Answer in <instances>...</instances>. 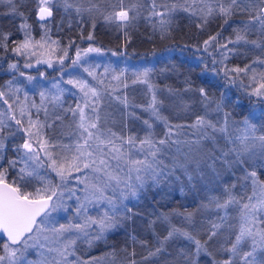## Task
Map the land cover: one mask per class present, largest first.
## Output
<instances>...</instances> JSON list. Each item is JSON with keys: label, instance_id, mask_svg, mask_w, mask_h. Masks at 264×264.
Segmentation results:
<instances>
[{"label": "snow or ice", "instance_id": "1", "mask_svg": "<svg viewBox=\"0 0 264 264\" xmlns=\"http://www.w3.org/2000/svg\"><path fill=\"white\" fill-rule=\"evenodd\" d=\"M9 2L11 3V0ZM195 3L196 0H192L191 4L188 0H173L170 4H158L157 0H136V3L125 6L124 0H117V3L112 5V11L101 14L106 22L126 29L143 10L147 13L146 19L159 18V30L164 34L171 26V14L182 10L196 15ZM61 6L65 12L74 9L80 16L87 12L93 19L92 27H95L94 10L98 11L95 4L83 8L70 0H39L38 19L42 22L40 27L44 29L40 40H34L30 25L21 24L20 27L24 30L23 41L9 49L8 36L3 35L0 37V47L6 52L11 51L16 56L23 57L24 68L33 67V58L36 64L44 63L53 67L52 56L57 52L62 53L57 56V61L63 65L68 57V47L73 42L70 41L67 47L59 48V41L52 40L49 35L53 9ZM200 12L202 23L197 26L201 28L208 23V17L213 15L223 17L227 23L228 19L238 12L247 14V22L243 28L237 30L235 40H230L229 43L243 42L264 50L261 43L247 39L246 35L251 31L264 34V0H216L215 7L206 4ZM156 26L154 23L153 27ZM127 35L125 32V36ZM87 39H93L91 33ZM216 40V36L205 40L204 50L207 51L211 42ZM219 47L227 52L233 51L227 44ZM90 52L99 53L101 49L89 47L82 52L77 48L72 64H80L82 58ZM221 55L227 59L226 53ZM256 62L264 65V60L254 61ZM8 69L25 76V73L20 71L19 61L9 63ZM249 70L252 72V84L248 85L251 88L248 94L264 97V73H260V81L257 83L255 69L250 65L225 69V76L236 73L237 75L232 77L235 82L239 74L247 75ZM61 71L63 72V68ZM84 71L99 83H103L91 67H85ZM150 71L145 69L142 73L135 74L133 83L147 84ZM43 75L41 73V76ZM26 78L29 82L35 80L33 76ZM113 79L118 80L120 77L114 76ZM65 83L82 93L81 102L74 108L70 106L66 109V112L71 113L75 125L70 134L76 138L72 144L53 140L44 132L46 128L53 126L47 122V104L56 106L62 103L65 89L60 87L59 82L52 85L55 93L39 92V105L33 101L30 105L22 103L15 109L6 97L14 96L15 103L19 99L16 93L22 91L21 87L14 85V81L10 80L7 82V92L0 91V100L8 104L11 112L8 119L14 121L16 130L22 131L26 137L22 143L12 146L16 157L8 160V168L0 166V234L6 237V241L0 244V250L3 252L0 254V264H95V261L81 260L79 257L76 261L68 259L69 256L75 255L74 247L78 239L86 238L89 245L103 240L106 233L137 214L133 212L135 205L130 206V202L138 201L146 188L168 182L176 172L184 175L189 182L197 177L203 178L205 166L211 168L218 176L222 170L244 169L243 180L250 181L251 195L234 193L235 183L225 185L221 196H212L207 204H201L202 208L213 207L224 212V215L218 217L219 223L209 221V227L202 229L206 239L201 240L191 232L173 226L160 242V246L148 255L155 256L162 251L165 241L181 236L194 245L193 256L199 257L203 253L210 258V264H264V182L259 180L255 170L256 167L264 168V124L258 128L253 122L264 121V111L259 115L250 113L240 121L234 120L232 113L224 110L226 105L223 99L215 102V108H211L214 101L204 88H200L202 103L208 110L203 115H197L189 124H173L161 114L158 105L162 104V101H158L153 91L151 102L144 110L149 111L151 117L161 122L165 130L161 136H157L153 131L154 124L146 119L143 123L147 132L143 137H139L136 134L117 133L101 123L99 103L102 97L97 88L80 79L70 78ZM152 87L149 84L150 90ZM24 99H29L27 93ZM121 102L128 105L127 98ZM32 108L36 109L35 118L30 110ZM209 111L222 114V120L214 121L209 118ZM41 112L45 115L43 121L40 119ZM3 115L6 114L0 113V116ZM61 119L62 117L56 116V120ZM8 127L9 125L0 119V159L4 158L3 153L8 149L6 138L16 135V132H7ZM187 129L191 130V136L195 139L188 138ZM221 140L224 141L222 145ZM205 142L212 145L207 151ZM17 165L22 166L17 168ZM9 169L16 170L11 181L8 179ZM73 173L85 175L83 178L79 175L74 177ZM51 174H54V177ZM88 174H95V180L90 181ZM72 179L83 185V188L69 187ZM192 187L195 185L192 184ZM241 187H246V184ZM180 191L183 194L184 188L181 187ZM68 200L75 201L72 219L77 222L58 223L53 214L68 212ZM93 208L98 210L97 215L91 214L90 210ZM184 215L191 222L193 214ZM163 219L168 220V216L164 215ZM229 219L234 222L227 224V246L222 244L216 249V252H222L226 256L224 259H217L211 250V242L222 234L221 229ZM132 239L135 241L136 238ZM29 250H35L39 259L28 260ZM187 258L186 254L185 259ZM128 264L136 262L129 260ZM192 264H195V260Z\"/></svg>", "mask_w": 264, "mask_h": 264}, {"label": "trees", "instance_id": "2", "mask_svg": "<svg viewBox=\"0 0 264 264\" xmlns=\"http://www.w3.org/2000/svg\"><path fill=\"white\" fill-rule=\"evenodd\" d=\"M70 2L83 8L95 4L98 11L94 10L93 28V19L87 12L80 16L74 9L68 12H61L64 10L62 6L53 9L54 16L50 19L49 35L52 40L59 41V48L67 47L70 41L73 42L68 47V59L76 53L77 48L83 51L89 47H96L107 56H117L119 65H126L125 84L116 86L112 91L102 90L99 107L107 105L115 107V114L118 117L115 124L104 125L105 127L117 133L143 137L147 132L143 121L147 119L154 124V133L161 136L165 130L163 124L151 117L149 111L144 110L151 102L153 91L158 101H162V104L158 105L161 114L173 124H189L197 115H203L208 110L202 103L200 88H204L214 101L211 108H215V102L223 99L226 105L224 110L231 112L234 120L240 121L250 113L255 112L259 115L264 111V99L248 94L251 91L248 85L252 84L249 79L251 71L247 75L239 74L235 82L232 77H235L236 73L225 76V69L243 68L251 61L264 60L262 48L243 42L229 43L230 40H235L237 30L243 28L247 22V14L238 12L229 18L227 23L223 17L213 15L208 17V23L201 28L197 26L202 23L200 9L205 8L206 4L215 7L216 0H196L194 7L197 14L192 15L191 12L182 10L171 14L172 23L169 31L162 34L158 25L159 18L146 19L147 13L143 10L126 29L117 28L115 24L106 22L101 13L107 14L112 11V5L117 3V0H70ZM172 2L173 0H157L158 4ZM35 3L36 0H11V3L9 0L0 1V37L8 36L9 49L20 41L21 24L30 25V31L36 33L35 25L39 21L34 17ZM124 3L125 6H129L136 3V0H124ZM188 3L191 4L192 0H188ZM154 23L157 25L155 28ZM125 32L128 33L127 36ZM90 33L92 40L87 39ZM246 35L247 39L256 40L264 46V34L251 31ZM212 36H216L217 40L211 42L208 51L205 52L204 41ZM223 44L233 49L234 54L227 56V59L223 56V59L219 58L218 61L217 55L212 54V51ZM218 48L222 52L226 51ZM59 54L61 53L57 52L55 56ZM7 59H9L7 52L0 47V67L8 62ZM145 69L151 70L147 78L148 83H133L136 79L135 74L142 73ZM149 84L153 86L151 90ZM124 98H127V106L121 102ZM56 116L62 119L56 120ZM209 118L214 121L222 120V114L209 111ZM47 122L53 125L44 130L47 136L62 143H74L75 136L70 135L74 129L73 123L67 112L55 107L49 113ZM253 122L258 128L264 124V121ZM6 131L16 132V135L6 139L8 149L0 161L3 168L6 164L8 166L6 160L13 158V154L9 152L10 148L20 144L25 138L24 133L17 131L16 127L9 126ZM186 132L189 133L188 138L195 139L191 136L190 129ZM223 143L221 140L220 144ZM205 145L206 151L212 147L209 142H205ZM217 168L219 169V165ZM206 170H209L208 174L204 172L203 178L197 177L192 182L180 172H176L168 182L146 188L138 201L130 202V206L135 205L133 212L137 213L132 219L124 221L109 231L103 240L95 241L91 245L78 239L74 247L75 257L95 261V264H128L129 260H134L136 264H192L193 260L195 264H210V258L203 253L199 257L193 256L194 245L181 236L165 241L162 251L155 256L148 255L150 251H155L160 246V242L173 226L189 231L201 240L206 239L202 229L209 227V221L219 223L218 217L224 215V212L213 207L202 208L201 204H207L212 196H221L225 185L235 183L234 193L251 195V183L243 180L244 169L222 170L219 176L205 166L204 171ZM255 170L259 180L264 182V168L256 167ZM8 179L12 180L9 176ZM192 184L195 187H192ZM242 184H246V187L242 188ZM181 187L184 188L183 194L180 191ZM187 213L193 214L191 222L185 218L184 214ZM164 215L168 216V220L163 219ZM233 222L231 219L226 221L221 229L222 234L211 242V250L217 259H224L226 256L222 252H216V249L222 244L227 246L225 244L229 233L227 224ZM132 237L136 238L135 241Z\"/></svg>", "mask_w": 264, "mask_h": 264}, {"label": "rangeland", "instance_id": "3", "mask_svg": "<svg viewBox=\"0 0 264 264\" xmlns=\"http://www.w3.org/2000/svg\"><path fill=\"white\" fill-rule=\"evenodd\" d=\"M2 1V0H0ZM3 1H8V0H3ZM35 7V14L38 10L39 7V0H36V3L34 5ZM61 12H64L61 11ZM59 12V13H61ZM42 22L39 21L38 24L35 25V28L37 29L36 33L33 34L34 32H31L32 37L37 40H40L41 36L44 34V29L40 27V24ZM21 28V27H20ZM24 39V30H21V37L20 41H23ZM14 47V46H13ZM219 47V46H218ZM216 47L214 51H212V54H216V60L220 61L219 58L222 60L223 56L221 53H226L227 56H231L234 54V51L227 52V51H220L219 48ZM12 46L10 47V49ZM230 49V48H229ZM208 51V50H207ZM205 51V52H207ZM83 52V51H82ZM8 58L7 63L0 67V91H5L7 92V82L10 80L14 81V85H18L21 87L22 91L19 93H16V96L19 97L18 100H16L15 103L13 101L15 100L14 96H7L6 98L9 100V103L13 104V108H17L18 105L22 103H27L31 104L33 101L39 105L40 104V96L39 92L40 91H46V92H52L55 93V89L52 87L53 84L59 82L60 87L65 89V92L62 97V103L60 105L53 106L52 104H47L48 107V115L49 113L53 110V108H59L62 109L64 112H66V109L68 107H75L77 103L81 102L80 98L82 96V93H80L79 89L74 88L72 85L65 83L68 79L73 78V79H80V80H86L91 86L97 88L99 91L102 90H110L112 91L116 86L124 85L126 82V65H119L118 58L117 56H107L103 52H90L87 54L86 57L82 58V61L80 64L73 65L72 60L75 59V54L73 53V56H69L64 60L63 65L58 63L57 61V56L53 55L52 56V61H53V67H48L47 64L41 63V64H36L35 63V58L32 60L33 67L31 68H24L23 63H24V58L23 57H18L11 51H7ZM62 54V53H61ZM60 55V54H59ZM19 61V68L20 71H23L25 73V76H21L19 72L14 71V70H9L8 65L9 63L17 62ZM125 63V62H124ZM248 65L251 66V68L255 69L256 77H257V83L260 81V73H264V65L256 62H250ZM85 67H91L96 75L99 77L100 80L103 81V83H99L96 79H93L92 76H89L87 72L84 71ZM61 68H63V72L61 71ZM105 69H108L105 71ZM251 71V70H249ZM41 73L44 75L41 76ZM121 73H123L121 75ZM252 75V74H251ZM27 76H33L35 77V80L32 82H29L27 80ZM114 76H119L120 79H113ZM251 77H249L250 79ZM250 82L251 79H250ZM36 87H39L37 89ZM25 93L28 95V100L25 101ZM75 94V95H74ZM261 99H264V97H261ZM33 113V116L35 118V113L36 109L32 108L30 109ZM0 113H5L6 115L0 116V119H3L5 123H7L9 126H12L13 128L17 126L15 125L14 121H10L8 119V116L11 115V112L8 108V104H5L3 100H0ZM69 114V118L71 119V122L73 123V128L75 127L73 118L71 116V113L67 112ZM116 108L113 106H101L99 107V115L101 117V123L103 125H108V124H115L116 121L118 120V117L116 116ZM17 116H19V113H16ZM40 119L41 121L45 120V115L43 112L40 113ZM27 118H25L26 122ZM9 137V136H8ZM7 137V138H8ZM23 137L25 135L23 134ZM6 138V139H7ZM26 138V137H25ZM24 138V139H25ZM23 139V140H24ZM76 138L74 137V140ZM21 141V143L23 142ZM20 143V142H19ZM13 155V158L16 157V153L12 150V147L10 148V151ZM4 157V155H3ZM12 158V159H13ZM2 161V159H0ZM8 162V160H6ZM22 165H17V168ZM4 168H8L7 164L4 165ZM15 169H9L8 176L9 178L13 179L15 176ZM42 174H43V170ZM205 174H208L209 170L204 171ZM54 177V174H51ZM81 176L82 178L84 177V173H73V176ZM88 179L90 181L95 180V174H88ZM35 183V181H34ZM250 183V181H249ZM37 186L39 184L37 183ZM78 187V188H83V185L78 184L75 179H72L70 181L69 187ZM68 205H70L69 211L68 212H59V213H54L53 215L56 216L58 223H69L70 221L75 223L77 222L76 220H73L72 217L74 216V213L72 212V208L75 207V201L74 200H68L66 201ZM103 207V206H102ZM92 215H97L98 210L93 208L90 210ZM107 234V233H106ZM80 240H83L84 243H88L86 238H80ZM4 241H2L0 244H2ZM0 254H3L2 250H0ZM27 259L28 260H37L39 259L38 255L36 254L35 250H29V253L27 254ZM68 259L70 261H76L75 255L69 256Z\"/></svg>", "mask_w": 264, "mask_h": 264}, {"label": "water", "instance_id": "4", "mask_svg": "<svg viewBox=\"0 0 264 264\" xmlns=\"http://www.w3.org/2000/svg\"><path fill=\"white\" fill-rule=\"evenodd\" d=\"M34 17H36V19L39 21V19H38V10H37L36 14H34ZM0 239L2 241H6V237L2 236V234H0Z\"/></svg>", "mask_w": 264, "mask_h": 264}]
</instances>
